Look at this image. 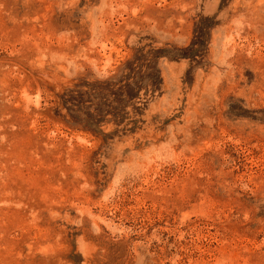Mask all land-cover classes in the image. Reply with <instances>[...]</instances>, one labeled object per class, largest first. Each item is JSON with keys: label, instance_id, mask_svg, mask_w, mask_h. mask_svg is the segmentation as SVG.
<instances>
[{"label": "rangeland", "instance_id": "obj_1", "mask_svg": "<svg viewBox=\"0 0 264 264\" xmlns=\"http://www.w3.org/2000/svg\"><path fill=\"white\" fill-rule=\"evenodd\" d=\"M0 264H264V0H0Z\"/></svg>", "mask_w": 264, "mask_h": 264}]
</instances>
